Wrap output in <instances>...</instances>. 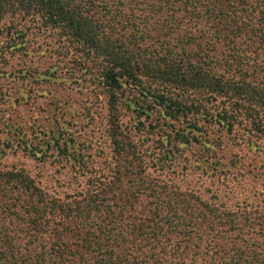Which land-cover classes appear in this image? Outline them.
Here are the masks:
<instances>
[{
  "label": "trees",
  "instance_id": "trees-1",
  "mask_svg": "<svg viewBox=\"0 0 264 264\" xmlns=\"http://www.w3.org/2000/svg\"><path fill=\"white\" fill-rule=\"evenodd\" d=\"M130 5L126 0H0V36L9 31V15L30 17L57 30L95 63L118 162L132 164L133 155L139 160L122 127L124 113L132 115L138 130L153 120L160 129L170 127L160 137L170 146L164 153L169 161L175 144L212 148L201 121L227 135L247 122L243 129L264 139V0H153L155 11H165L156 36L126 16ZM170 11L171 17L183 12L177 32L165 28ZM180 120L188 124L176 129ZM15 135L0 139V155L16 141L43 160L24 135ZM249 144L255 143L249 139ZM44 145V152L56 151L86 169L79 150L63 137H47ZM167 167L175 171L172 163ZM128 178L131 184L118 193L124 194L118 204L110 182L100 177L89 180L79 199H61L38 189L22 168L0 172V264H160L150 263L146 248L161 237L181 244L179 250H164L173 258L169 264H264V210L233 214L200 198L194 204V195L166 179L142 172Z\"/></svg>",
  "mask_w": 264,
  "mask_h": 264
},
{
  "label": "rangeland",
  "instance_id": "rangeland-1",
  "mask_svg": "<svg viewBox=\"0 0 264 264\" xmlns=\"http://www.w3.org/2000/svg\"><path fill=\"white\" fill-rule=\"evenodd\" d=\"M152 1L141 0L143 4H131L132 11L125 8L124 12L133 23L140 22L141 28L151 29L150 33L156 36L158 29L164 28L159 25L165 11H155ZM171 12L165 28H174L177 32L183 26L178 24L183 12L174 17L170 16ZM147 22L153 28L147 27ZM130 24L124 21V25ZM5 27L9 31L5 28L0 36V139H17L15 133H21L43 160L11 141L13 145L3 148L5 153L0 155V172L22 168L38 189L61 199H79L87 191L89 180L100 177L110 182L109 191L115 194L114 201L118 204L124 200V194L120 197L118 193L131 184L129 175L142 172L173 182L194 195V204L200 198L217 204L222 211L248 212L253 216L264 210V139L244 130L247 122L227 135L217 125L201 121L209 130L206 138L212 148L198 142L188 146L175 144L169 161L164 159V153L170 146L163 144L160 137L170 127L165 125L160 129L153 120L138 130L132 115L124 113L122 127L136 144L139 160L130 155L132 164L118 162L108 136L106 98L98 84L95 63L70 46L57 30L45 28L30 17L9 15ZM148 29L143 31L149 33ZM147 40L156 42L157 39ZM6 42L13 46H6ZM242 46L245 48V43ZM187 124L180 120L174 126L182 129ZM50 136L63 137L73 144L86 169L81 170L73 160L57 156L56 151L44 152V141ZM249 139L255 144L250 145ZM169 162L175 167L174 172L167 167ZM160 239L157 245L153 243L151 248L149 245L146 248L152 254L149 261L169 264L173 258L164 250H179L181 244L176 239L171 242ZM201 257L204 254L198 258ZM190 260V254L186 255V261Z\"/></svg>",
  "mask_w": 264,
  "mask_h": 264
}]
</instances>
